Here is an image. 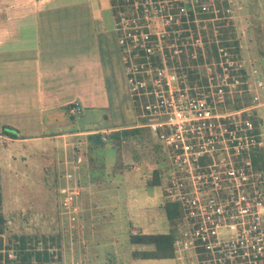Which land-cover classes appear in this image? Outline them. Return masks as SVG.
<instances>
[{
	"label": "rangeland",
	"instance_id": "rangeland-1",
	"mask_svg": "<svg viewBox=\"0 0 264 264\" xmlns=\"http://www.w3.org/2000/svg\"><path fill=\"white\" fill-rule=\"evenodd\" d=\"M15 1H20V5L24 4V0ZM41 1L45 3L46 0H31V5L41 4ZM10 2L13 0H0L1 5ZM143 3L150 5L146 13L151 17L154 31L162 45L161 35L166 34L164 27L167 25L165 17L158 14L153 3L147 0ZM52 4L65 6V14L62 13L60 17L66 22L73 21L71 32L76 40L74 59H81L84 54L95 51L93 44L97 42H100L101 48L104 44L108 49L103 55L107 57V62L110 60L111 65V74L106 78L107 104L83 109L81 119L77 117L78 109L70 112L72 105L66 107V113L70 115L67 120H72L75 116L77 122L70 131L86 130L72 134L69 140L63 141L64 146L71 148V144L79 140L86 155V161L81 165L84 169L82 171V167L80 168L76 181L67 183L62 178L58 158L51 157L54 148L50 140L8 141V149L0 147L1 211L5 218L4 231L0 234L1 264H7L5 256H14L13 246L6 247L7 235L11 233L25 234L31 238V243L38 239L34 243L38 247L43 244L39 239L43 236L48 251L52 253L51 260L45 264H200L199 256L187 243V236H180L181 229L184 230L187 225L183 217L177 227L173 257L142 260L131 255L132 249L150 245L130 243L127 237L129 233L168 230L162 207L166 199L162 189L166 184L160 178L166 164V148L147 126H137L141 121L133 110L127 86L129 81L124 77L125 64H132L130 57H133L128 50H124L126 63L119 60L118 47L127 35L126 27L121 20V32L116 34L108 0H50L46 5ZM223 7H226L224 11L227 16L223 14L216 17L218 26L224 27L229 23L232 25L239 45L236 57L245 70L239 87L242 92L250 95L249 103L255 105L248 111L258 119L257 126L262 132L260 139L264 153V87L254 92L252 86L253 75L264 72L261 65V61L264 62V0H227L221 4V9ZM206 21L213 25V34L204 23ZM215 21V18L196 21L194 34L190 28L191 32L184 37L181 34L184 28L179 25L173 31L176 32L174 37L177 39L174 50L181 45L185 53H188L189 48L190 51L197 52L195 41H198L199 36L210 41L218 27ZM102 29L105 30L103 37ZM199 29H203V32ZM62 31L67 32L68 29ZM116 38H122V42H118ZM172 42L167 43L170 51ZM172 64L174 63L168 66ZM7 76L6 71L5 77ZM2 79L0 74V80ZM168 79L171 85L175 81V77L168 76ZM254 93L257 100L251 101ZM176 102H180L185 108L189 106L186 100ZM86 121L87 125L84 123ZM111 124H129L128 127H136L137 130L108 136L103 139L102 145L87 140L88 133H92L87 130ZM107 132L103 130L98 133L105 138ZM158 163L161 165L160 184L149 186L147 182L151 171ZM85 169L89 171L86 172ZM262 170L264 171V159ZM73 174L75 175L71 172V178ZM61 188H65V191L61 192ZM66 193L67 202L63 204Z\"/></svg>",
	"mask_w": 264,
	"mask_h": 264
},
{
	"label": "built area",
	"instance_id": "built-area-1",
	"mask_svg": "<svg viewBox=\"0 0 264 264\" xmlns=\"http://www.w3.org/2000/svg\"><path fill=\"white\" fill-rule=\"evenodd\" d=\"M221 1L157 0L154 7L158 14L164 15L166 27H171L174 37L176 32L173 31L182 25L181 15H192L194 23L208 18L218 20L223 14L227 16L226 7L219 9L216 5L222 4ZM199 12L211 15L199 17ZM123 20L126 27L127 22ZM184 22L187 27L183 28L189 34L187 19ZM210 26L213 29L211 23ZM155 34L156 46L161 50ZM197 39L198 51L185 53L181 45L180 50H174L177 39L172 38L170 56L173 54L178 64L147 67V78L135 77L138 71L135 64L126 65L122 54L128 90L145 96V103L139 105L140 126H147L165 145L166 164L160 178L166 184L168 195L179 202L187 224L180 236H187V243L199 256L200 264H264V171L253 165L250 153L261 147L262 142V132L253 124L250 119L253 114L248 111L255 105L227 106L235 93L242 92L238 72L241 62L223 46L217 47L216 57L209 56L207 61L206 39L200 36ZM117 40L122 42V38ZM181 52L186 59H198L199 54L202 62L183 66ZM189 66L197 68L204 79L190 81L186 69ZM168 76L175 77L172 85ZM252 86L254 92L264 87V72L253 75ZM179 100H186L189 106L183 107L176 102ZM253 100H257L256 93L251 95ZM71 105L69 110L73 112L77 105L75 102ZM8 138L0 131V145ZM77 167V160L70 163V168L64 161L65 182L72 181L71 170ZM64 191L65 188H61V192ZM66 196L67 193L63 204L67 202Z\"/></svg>",
	"mask_w": 264,
	"mask_h": 264
},
{
	"label": "crops",
	"instance_id": "crops-1",
	"mask_svg": "<svg viewBox=\"0 0 264 264\" xmlns=\"http://www.w3.org/2000/svg\"><path fill=\"white\" fill-rule=\"evenodd\" d=\"M49 1H41L37 5H31V0H24L23 5L15 0L6 5L0 4V70L3 71L0 72L3 78L0 80V131L3 125H8L16 133L11 136L4 132L9 138L0 147L8 149V141L50 140L54 148L51 157L59 159L57 161L61 164V176L64 161L68 164L77 160V169L71 170L75 173L72 180L76 181L86 155L79 140H75L76 143H72L71 148L64 146L63 141L69 140L72 134L86 130L70 131L77 122L75 116L72 120H67L70 115L66 113V106L75 102L77 117L80 119L83 109H91L94 105L105 106L106 78L111 74V65L110 60L107 62V57L103 56L108 49L103 43L101 48L100 42L92 43L95 51L84 54L81 59H74L76 40L71 32L73 21L66 22L60 17L62 13L65 14V6L46 5ZM63 29L68 31L63 32ZM101 32L103 37L105 30L102 29ZM116 44L118 47L117 41ZM119 60L122 63L120 52ZM84 123L87 125L88 121ZM128 126L129 124H111L87 131L109 132ZM107 133L104 139L108 138ZM83 169L82 167V171Z\"/></svg>",
	"mask_w": 264,
	"mask_h": 264
},
{
	"label": "trees",
	"instance_id": "trees-1",
	"mask_svg": "<svg viewBox=\"0 0 264 264\" xmlns=\"http://www.w3.org/2000/svg\"><path fill=\"white\" fill-rule=\"evenodd\" d=\"M134 1H136L134 3ZM146 0H108L110 13L112 15L113 21L115 22L116 34L119 35L121 20L125 19L126 23V33L124 36L123 42L119 44L120 54H123L124 50H128L132 57L130 59L135 64V67L138 71L135 72V77L137 78H147L148 73L145 72L147 67L154 68L156 66L161 67L163 63L169 65L171 63H176L177 60L172 54L170 56V49L167 46V43L172 40L173 33L171 32V27L165 26L166 34H162L163 39L161 50L156 46V34L154 27L152 25L151 17H148L146 11L150 5ZM157 0H151V3L155 4ZM224 2L225 1H221ZM176 5V4H175ZM217 7L221 8V3L217 4ZM173 10V9H171ZM219 14L222 15L220 10ZM199 17L209 16L211 13H197ZM181 27H187L184 22L187 19V23L190 26L191 30L195 31V23L193 21L192 15H181L180 16ZM124 21V20H123ZM200 22V21H199ZM216 26H218V21L216 20ZM230 22V19L229 21ZM209 21L206 22L209 32L212 33V28ZM175 27V25H172ZM200 32H203V29H200ZM188 33L187 30L182 31V37ZM205 39V38H203ZM126 46L127 49L124 48ZM205 53L206 60L209 61V56L216 57L217 47L223 46L225 49L229 50L231 53L235 54L238 51V42L234 36V31L232 25L229 23L224 27H217L215 35H212V38L207 43L205 40ZM147 47H150L149 50H146ZM171 48V47H170ZM191 48H189L188 53H190ZM180 62L184 66L187 63L194 64L197 62H202L199 54H197L198 59H186L184 53H180ZM261 61V60H260ZM141 64V66H140ZM261 65L264 68V62L261 61ZM187 69V78L190 81H200L204 77H200L197 68L193 66L186 67ZM239 73H241L240 78L243 79L245 76V70L240 68ZM129 75V74H128ZM127 74L125 73V78ZM247 92H242L239 94H234L232 101H227V106L229 108L234 107L238 108L241 106L249 105L250 95L246 94ZM130 100L135 112V115L139 117L140 113V104L145 103L146 99L144 95L137 96L136 94H130ZM67 107V106H66ZM142 120L141 117H139ZM254 125H257L258 119L254 116H251ZM135 128V129H132ZM2 131L15 136V129L9 127L8 125L2 126ZM137 130L136 127H123L121 129H112L107 134V136H117L120 132H132ZM87 139L92 140L96 145H102L104 135L100 133H88ZM161 152V150H160ZM251 160L253 165L261 168L263 167L264 153L262 147H257L251 152ZM161 154V153H160ZM156 165L151 171L150 180L147 182L149 186L160 184L159 179V167L161 165ZM165 167V166H164ZM164 167L162 169H164ZM166 199L162 203L164 214L168 223V230L166 232H134L128 234V241L132 244L139 245H150L146 248H134L131 250V255L134 258H169L174 256V246L176 240L177 227L179 222L182 220V210L180 208L179 202L174 198L168 195L166 186L162 189ZM169 196V197H168ZM5 227V218L1 211V190H0V234L4 231ZM43 244L41 246L34 245L35 242L31 243V238L25 234H16L11 233L7 235V244L6 247L13 246L14 256L12 258H6L7 264H45L49 262L52 258V253L48 251L47 245L44 243V238H39ZM8 241L11 242L8 244ZM6 254V253H5ZM1 264V262H0Z\"/></svg>",
	"mask_w": 264,
	"mask_h": 264
}]
</instances>
